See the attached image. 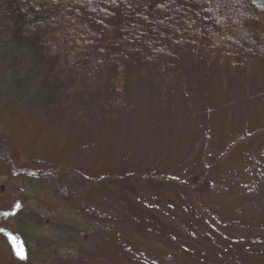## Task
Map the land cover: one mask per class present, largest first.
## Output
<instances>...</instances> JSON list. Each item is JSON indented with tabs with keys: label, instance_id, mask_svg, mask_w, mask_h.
<instances>
[{
	"label": "rangeland",
	"instance_id": "374dc122",
	"mask_svg": "<svg viewBox=\"0 0 264 264\" xmlns=\"http://www.w3.org/2000/svg\"><path fill=\"white\" fill-rule=\"evenodd\" d=\"M178 69L134 70L105 117L82 118L76 97L51 113L0 102V154L51 175L29 181L37 234L94 227L35 264H264V68Z\"/></svg>",
	"mask_w": 264,
	"mask_h": 264
},
{
	"label": "trees",
	"instance_id": "16d2710c",
	"mask_svg": "<svg viewBox=\"0 0 264 264\" xmlns=\"http://www.w3.org/2000/svg\"><path fill=\"white\" fill-rule=\"evenodd\" d=\"M183 56L227 70L264 68V0H0V102L51 113L76 97L82 118L110 116L125 107L131 72L180 75ZM31 211L27 264L33 255L62 260L70 239L79 246L94 229L59 224L37 235L42 218Z\"/></svg>",
	"mask_w": 264,
	"mask_h": 264
},
{
	"label": "flooded vegetation",
	"instance_id": "af4514ba",
	"mask_svg": "<svg viewBox=\"0 0 264 264\" xmlns=\"http://www.w3.org/2000/svg\"><path fill=\"white\" fill-rule=\"evenodd\" d=\"M0 165H6L12 170L6 178L10 184L6 186L4 183L0 184V264H27L29 259L26 258V252L30 251V246L24 243H26L25 239L29 243L28 219L25 213L29 210V181L32 178L30 171L38 173L40 171L28 166L15 169L12 160L1 154ZM14 175L18 177L14 178ZM43 175L37 176L39 178ZM56 178L54 175V179ZM14 198L17 201H14ZM21 255L24 258H21ZM33 257L35 261L40 259L39 255H33Z\"/></svg>",
	"mask_w": 264,
	"mask_h": 264
},
{
	"label": "snow or ice",
	"instance_id": "6c2138e0",
	"mask_svg": "<svg viewBox=\"0 0 264 264\" xmlns=\"http://www.w3.org/2000/svg\"><path fill=\"white\" fill-rule=\"evenodd\" d=\"M21 258H24V257L21 255Z\"/></svg>",
	"mask_w": 264,
	"mask_h": 264
}]
</instances>
